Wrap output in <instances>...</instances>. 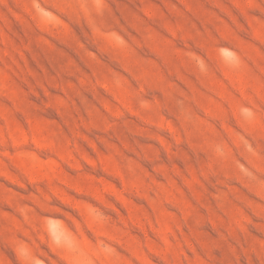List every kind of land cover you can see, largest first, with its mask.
<instances>
[{
  "label": "rangeland",
  "instance_id": "obj_1",
  "mask_svg": "<svg viewBox=\"0 0 264 264\" xmlns=\"http://www.w3.org/2000/svg\"><path fill=\"white\" fill-rule=\"evenodd\" d=\"M0 264H264V0H0Z\"/></svg>",
  "mask_w": 264,
  "mask_h": 264
}]
</instances>
